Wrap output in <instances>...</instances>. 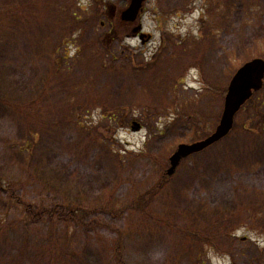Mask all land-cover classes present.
I'll list each match as a JSON object with an SVG mask.
<instances>
[{"label":"rangeland","instance_id":"1","mask_svg":"<svg viewBox=\"0 0 264 264\" xmlns=\"http://www.w3.org/2000/svg\"><path fill=\"white\" fill-rule=\"evenodd\" d=\"M91 3L0 0V264H243L231 253L264 247V88L230 135L136 201L179 145L215 131L237 70L264 59V0H150L111 56ZM68 205L94 211L86 226L35 221Z\"/></svg>","mask_w":264,"mask_h":264},{"label":"water","instance_id":"2","mask_svg":"<svg viewBox=\"0 0 264 264\" xmlns=\"http://www.w3.org/2000/svg\"><path fill=\"white\" fill-rule=\"evenodd\" d=\"M145 2L147 0H131L128 8L121 15L122 21L135 23ZM143 38L142 36L141 39L143 40ZM263 85L264 60L254 59L238 70L228 87L223 114L215 132L208 138L194 144H181L170 158L168 176L175 173L183 160L197 155L225 139L233 130L237 114L254 93L262 90Z\"/></svg>","mask_w":264,"mask_h":264},{"label":"trees","instance_id":"3","mask_svg":"<svg viewBox=\"0 0 264 264\" xmlns=\"http://www.w3.org/2000/svg\"><path fill=\"white\" fill-rule=\"evenodd\" d=\"M96 6V8L98 10H100L101 15L99 16V18H109L108 20V30L101 36L100 38V42L102 47L106 50V52H108L109 56L113 55L112 53V48L114 49V46L117 45L118 42H120V25L119 27L116 25V23L114 22V20L112 19V16L107 13V9L105 7V5L103 3H99L97 0H89ZM79 20H83L82 18H79ZM101 28V27H100ZM104 28H101V30H103ZM107 45L109 46V48H107ZM262 108H264V101L261 102V106ZM121 117L117 114V115H110V124L111 126L119 124L120 121H122V119H120ZM36 137V136H33ZM168 184V175L167 173H164L162 176V180L161 182L155 186L151 191L147 192L146 194H144L143 196H139L137 198L136 203L139 204V207L145 205V204H151L154 201V198L160 194V192L162 191V187L164 186V184ZM7 191H10V189H8ZM10 201L11 204H13L12 208H19V207H24L25 210L24 212L30 216L31 214V207L28 206L27 204H25L24 202L19 201L18 198H16L14 196V193L12 192V195L10 196ZM64 212H59L57 209H40L39 210V214L34 216L35 217V221L41 220L43 219L44 215L46 214L48 217L50 218H54V219H58V220H64L70 224H74L75 226H86V219H88L93 213L94 211L88 208H80L77 206H64L63 207ZM65 213V214H63ZM251 221V220H250ZM241 241V240H240ZM242 241L244 242H249L248 238H244ZM121 248H122V240H120L119 246L116 250V254L117 256L121 255ZM231 255L233 256L234 259L233 262L237 263V256H238V261L243 263V264H264V247L261 248V245H254V247L252 249L248 248V250H246V253H238V254H234L231 253ZM236 258V259H235ZM120 262L121 264H123V261L120 258Z\"/></svg>","mask_w":264,"mask_h":264},{"label":"bare ground","instance_id":"4","mask_svg":"<svg viewBox=\"0 0 264 264\" xmlns=\"http://www.w3.org/2000/svg\"><path fill=\"white\" fill-rule=\"evenodd\" d=\"M241 68H242V67H241ZM241 68H240V69H241ZM240 69H238V70H240ZM238 70H237V71H238ZM236 73H237V72H236ZM236 73H235V74H236ZM235 74H234V75H235ZM233 77H234V76H233ZM232 79H233V78H232ZM232 79H231V81H232ZM231 81H230V83H231ZM230 83H229V85H230ZM228 87H229V86H228ZM226 94H227V92H226ZM225 97H226V96H225Z\"/></svg>","mask_w":264,"mask_h":264}]
</instances>
